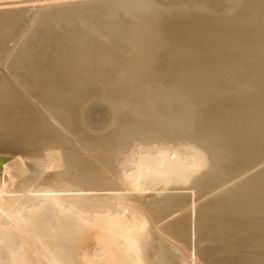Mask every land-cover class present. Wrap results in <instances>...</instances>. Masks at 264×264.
I'll use <instances>...</instances> for the list:
<instances>
[{
  "label": "bare ground",
  "instance_id": "6f19581e",
  "mask_svg": "<svg viewBox=\"0 0 264 264\" xmlns=\"http://www.w3.org/2000/svg\"><path fill=\"white\" fill-rule=\"evenodd\" d=\"M0 264H264V0H0Z\"/></svg>",
  "mask_w": 264,
  "mask_h": 264
}]
</instances>
